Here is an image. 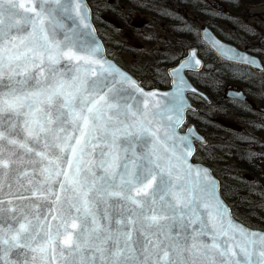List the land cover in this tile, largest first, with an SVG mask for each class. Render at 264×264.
Wrapping results in <instances>:
<instances>
[{"label":"snow or ice","instance_id":"6c2138e0","mask_svg":"<svg viewBox=\"0 0 264 264\" xmlns=\"http://www.w3.org/2000/svg\"><path fill=\"white\" fill-rule=\"evenodd\" d=\"M89 16L83 0H0V264H264V230L234 219L180 131L186 73L209 70L197 46L146 91Z\"/></svg>","mask_w":264,"mask_h":264},{"label":"rangeland","instance_id":"374dc122","mask_svg":"<svg viewBox=\"0 0 264 264\" xmlns=\"http://www.w3.org/2000/svg\"><path fill=\"white\" fill-rule=\"evenodd\" d=\"M89 1L93 10V16L98 21L99 33L103 36L108 51L112 54L114 53L122 61V64L134 70L135 74L138 73L144 84L152 85L157 82H166L163 76H152L148 73L152 72V68L154 67L153 60L160 56L151 54L149 51V46L152 43L151 40H156L158 36V31L155 30L156 27L154 28L152 25H149L153 21L151 20L152 17L148 16V13L144 11L147 5H151V0ZM251 4L248 22L228 23V20L220 22L221 24L228 23V25L238 29L234 36L236 37V41L241 40L240 36L242 34L239 32L255 37L260 35V29L257 26H262L264 31V0H251ZM201 25H199V29L202 27ZM149 34H152V37H156H151L150 39ZM244 44V42L241 43V45ZM248 45L259 52L264 60V42L262 44L254 43ZM218 69L220 74L217 75L215 81L211 80V76H196L198 81L211 91L209 93L213 96V105L211 108L201 103L199 105L200 113H189L188 121L200 124L204 130L203 134L209 140L208 145H199L200 147L197 149L195 159L203 163L208 161L226 187L227 185H233V180L237 179L244 186L248 185V187L250 186L255 189L259 188V193L264 194V122L255 120V115L249 111H245L244 117L237 116L234 112V114L225 112L222 109V104L225 102L219 100L226 93L227 86L235 84L246 90L249 95V105L254 106V101H258L261 105H264V74L246 69L230 68L222 64H219ZM233 105L241 107L243 104ZM249 105L248 107H250ZM252 109L257 110L258 108L253 107ZM253 120L256 121V124H251L250 121ZM242 138L245 139L248 145L246 152L244 150L245 147L235 144V140ZM223 148L231 149V152L228 151L222 154L221 149ZM243 154H246L245 159L252 161L253 167H255L254 161H258L261 170L259 174L257 173L254 176L246 174L243 168L241 169L237 166V158ZM250 161L248 162L250 163ZM242 191L238 190L237 192L247 202H250L249 196H246L247 193L244 190ZM237 195L236 193L235 202L238 203L240 202V198ZM255 195L258 197L256 193ZM260 196L262 197L263 195ZM262 203L264 205V202ZM248 208L253 212L252 207L248 206ZM237 210L241 211L240 207ZM252 212H248L247 210L245 213L249 216V214H253Z\"/></svg>","mask_w":264,"mask_h":264},{"label":"flooded vegetation","instance_id":"af4514ba","mask_svg":"<svg viewBox=\"0 0 264 264\" xmlns=\"http://www.w3.org/2000/svg\"><path fill=\"white\" fill-rule=\"evenodd\" d=\"M155 3L161 0H152ZM172 4L173 2H178L180 6L177 9V12L180 13L182 24L184 27H188V23L190 25H193L196 27V30L192 31L193 28L187 31L188 39H189V45H195L197 46V53L201 60H203V65H207L208 71H204L203 69L196 70H189L187 72L188 76L191 78L192 76H207L210 77L214 74L213 69H217L218 64H223L225 66H229L237 68V69H246L250 70L252 72H259L257 69H252L246 66H242L235 63H229L226 61H223L221 59H217V56L215 53L208 48V46L202 41L201 38V29L202 27L207 26L210 27L215 34L218 36V38L222 39L225 42L231 43L239 47L241 50L248 51L250 53L256 54L255 51H253L250 47V45L247 46V44H254V43H263L264 42V31L262 29V26H257L260 29V35H253L255 37L249 36L250 34L241 33L242 35L240 41H236V32L238 29L236 27L228 25V23H246L248 20L249 10L251 8V5L249 4V0H169ZM228 20V23L221 24L220 22H226ZM196 22L198 25H196ZM202 24L201 28L199 29V25ZM253 39V40H252ZM156 41H158V44H154L151 47V52L154 54H161L160 56L156 57L154 62V67L152 68V72H148L149 74L153 75H162L165 73V71H169V69L174 66L173 62L166 61L165 57L167 58L168 55H175L174 58L177 60L178 57H182L186 55V50L188 49L189 45L185 47L179 46V40L178 38H168L167 36H160L156 37ZM244 42V45H241V43ZM107 54L113 60L117 62V64L121 65L123 68H125L127 71L130 72V74H133L140 78V75L138 73L135 74V71L128 68L126 65L122 64V61L119 60L114 53L112 54L107 49ZM195 83V82H194ZM167 82L165 85H151L148 86L150 88H161L166 89ZM203 91H205L207 94V90L203 84H197ZM228 89H240L239 86L235 84H229ZM246 92V90H245ZM193 101L196 103V101H199L202 104H211L213 103V97L208 94V96L211 98V102L207 103L205 100L197 95H192ZM219 100L223 102H230V103H243L238 100L230 99L226 96V94L222 95V99L219 98ZM248 100L244 103L249 105ZM254 106L249 105L250 107H257L258 113L262 114L264 116V113L260 110L262 108L260 102L254 101ZM256 110V109H255ZM257 112V111H256ZM259 119L261 117H258ZM200 146H196V151Z\"/></svg>","mask_w":264,"mask_h":264},{"label":"trees","instance_id":"16d2710c","mask_svg":"<svg viewBox=\"0 0 264 264\" xmlns=\"http://www.w3.org/2000/svg\"><path fill=\"white\" fill-rule=\"evenodd\" d=\"M89 1V0H88ZM119 1V0H118ZM90 2V1H89ZM151 2V1H150ZM249 3L251 4V0H249ZM91 4V3H90ZM180 4L178 2H173L172 4L170 3L169 0H161L158 1L157 3L153 2L151 5H147L144 11L148 13V16H154L155 19L154 23H162V22H167L170 32L173 30V35L175 37H178L179 40V46L180 47H185L189 45V37L187 35V31H182V28H184L182 24V19L180 16V13L177 12L178 7ZM93 20L98 27V21L95 19L93 16ZM172 59V56L167 58V61H170ZM160 85L161 83H158ZM247 112V111H246ZM251 124H256V121H250ZM199 126V124H198ZM201 129V126H199ZM202 130V129H201ZM235 144H238L240 147H245V152L247 150V142H245V139H237L235 140ZM231 152V149H225V152ZM246 154H243L242 156L238 157V163L237 166L239 168H243V170L246 172V174H251L252 176L256 175L257 173L259 174L261 172L260 166L258 161H254L255 167H253V163L250 160L245 159ZM247 160V161H244ZM250 161V163L248 162ZM249 163V164H248ZM218 175V173H216ZM235 174V173H234ZM239 176V175H238ZM233 185H227L222 182L221 183V193L222 197L228 202L231 207L232 212L234 216L245 224L254 227V228H259L264 230V205H263V200H264V194L261 192L259 193V188L255 189L252 187H248V185H245L240 182L237 179L233 180ZM242 185V186H241ZM238 190H244L247 195L249 196V201L247 202L241 194L237 192ZM236 193L238 194L240 198V202H235L236 201ZM255 193L257 194L258 197H256ZM260 195H263L262 197ZM262 198V199H261ZM260 201V202H259ZM236 206V207H235ZM249 207H252V210H249ZM240 207V210H237V208ZM248 208V209H247ZM252 212L253 214H249V216L245 212Z\"/></svg>","mask_w":264,"mask_h":264},{"label":"water","instance_id":"95a60500","mask_svg":"<svg viewBox=\"0 0 264 264\" xmlns=\"http://www.w3.org/2000/svg\"><path fill=\"white\" fill-rule=\"evenodd\" d=\"M87 1H88V0H83V3H84V5H85V7L89 10V13H90V16H89L90 23H91L92 28L95 29V32L93 33V36H94V38L99 42V44H100V46H101V49H102V52H103V55H104L109 61L115 63L117 66L121 67L123 70H125L126 72H128V73L130 74L129 71H127L125 68H123L122 66H120L119 64H117V62H116L115 60H113L108 54H106L107 51H106L105 44L103 43V40H102L101 36H100L99 33H98L97 27H96V25H95V23H94V21H93V12H92V8H91L89 2H87ZM201 37H202V40L208 45V47H210V45L212 44V41H218V42H219L220 44H222L223 46H225V47H227V48H230L232 53H237V54L240 55V56H248V57H252V58H254V59H255V64H254V65H251V66H249V67L254 68V69H259V70H261V71H264V68H259V67H257V65H264V64H262V61H261V59H260L259 57L255 56V55H253V54L251 55L250 53H248V52H246V51H242L241 49L237 48L236 46H234V45H232V44L229 45V43H226V42L222 41L221 39L217 38L216 34H215V33H214L209 27H208V28H207V27H204V28L201 30ZM210 49H212V50L216 53V55L219 56V53L216 52L215 48L210 47ZM197 58L201 59L198 55H197ZM219 59L226 60V59H225L224 57H222V56H220ZM226 61H228V62H233V63H237V64H241L238 60H226ZM202 64H203V60H202ZM241 65H243V64H241ZM245 66H247V65H245ZM195 70H199V69H195ZM170 71H171V68L169 69L168 72L170 73ZM130 75H132V76L135 77V78H138L139 83L141 84V80H140L139 77L134 76L133 74H130ZM186 76H187V78H188V80H189V87H190V88H191V87H195V88L197 89V92L195 93V95H198V96L204 98L205 100L210 101V99H209V97L207 96V94H205V93H204L202 90H200V89H199V88H198V87H197L192 81H190L191 79L189 78V76L187 75V73H186ZM141 86H142L146 91H148V90H152V89H148V88H146L145 86H143V84H141ZM153 89H157V88H153ZM158 90H160V91H167L168 88H167V89H160V88H158ZM191 94H193V93L190 92V91L186 93V96H187V99H188V104L190 105V107H189V109H188V110L186 111V113H185V121H184V124H183L182 128L180 129V131H181V134H184V133L188 132L189 128H191L192 131H194V132L197 134L198 139L196 140V143H199V144H202V145H203V144H207V139H206L205 136L199 131L197 125L194 124L193 122L189 123V124L187 125V127L183 130V128H184V126L186 125V122H187V115H188V112H191V111H197V109H198V107H197L194 103H192V100H191V98H190V95H191ZM227 95H228L230 98H232V99H237V100H240V101H246L245 99H247V95H246L243 91H234V90H231V91H229V92L227 93ZM262 110L264 111V108H263ZM196 143H195V144H196ZM195 148H196V145H195ZM193 157H194V156H193ZM196 163H198V164H202V165H203V163H199V162H196ZM203 166L206 167V168H208V169L214 174V172L212 171V169H211L209 166H206L205 164H204ZM214 176H215V175H214ZM215 178H216V180L218 181L219 190H220V193H221V183H220V180L218 179L217 176H215ZM221 197H222V194H221ZM222 199L224 200L223 197H222ZM224 202H225L226 204H228L225 200H224ZM228 205H229V204H228ZM230 208H231V207H230ZM232 214H233V213H232ZM233 217H234V216H233ZM234 219H236V218L234 217ZM236 220H238V219H236ZM238 221H239V220H238ZM239 222H241V221H239ZM241 223H243V222H241ZM243 224H245V223H243ZM245 225H246V224H245ZM247 226H248V225H247ZM248 227H249V226H248ZM249 228H251V229H253V230H257V231L261 230V229H256V228H252V227H249Z\"/></svg>","mask_w":264,"mask_h":264},{"label":"bare ground","instance_id":"6f19581e","mask_svg":"<svg viewBox=\"0 0 264 264\" xmlns=\"http://www.w3.org/2000/svg\"><path fill=\"white\" fill-rule=\"evenodd\" d=\"M229 63H233V62H229ZM222 65H223V64H222ZM218 66H219V64L217 65V69H214L215 71H214V74L211 76V77H212L211 80L213 79V80L215 81L216 78H217V75L220 74V71H219V69H218ZM218 77H219V76H218ZM190 79H191L190 81H192L193 83L195 82V83L201 85V83L198 81V79H197L196 76H192ZM212 83H213V82H212ZM215 84H217V83H215ZM205 88H206V87H205ZM239 88H240L241 90H245V89H242L241 86H239ZM206 90H207L208 94H210L209 92H211V91L208 90L207 88H206ZM210 95H211V94H210ZM211 96H212V95H211ZM212 97H213V96H212ZM233 104H237V103L225 102V103L222 104V109H224L225 112H228V113H231V114L236 113L237 116H242V117H244V116H245V111H249V112L254 113V115H255V119H257L258 117H260L259 114L256 113L255 110H253V109L250 108V107H247V106L244 107V106L241 105V104H240L241 107H240V106H239V107H235ZM236 108H237V109H236ZM198 112L200 113L201 110L198 109ZM233 112H234V113H233ZM259 121L264 122V119L261 118V120H259ZM257 124H258V123H257ZM223 198H224V197H223ZM224 200H225V199H224ZM225 201H226V200H225ZM263 202H264V200H263Z\"/></svg>","mask_w":264,"mask_h":264}]
</instances>
